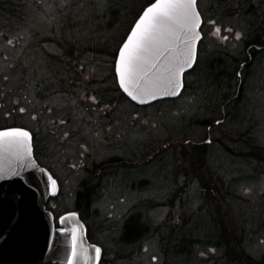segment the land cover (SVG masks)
Returning <instances> with one entry per match:
<instances>
[{"label": "rangeland", "instance_id": "1", "mask_svg": "<svg viewBox=\"0 0 264 264\" xmlns=\"http://www.w3.org/2000/svg\"><path fill=\"white\" fill-rule=\"evenodd\" d=\"M150 1L0 0V34H7L0 38V113L11 114L13 93L17 88L26 90L23 85L32 82L38 89L35 103L40 108L43 101L46 103L41 91L46 83L49 88L47 78L63 74L59 67L64 65L82 67L81 88L90 85L91 78L102 89L113 54ZM214 5L203 10L210 24L205 26L202 62L188 76L187 89L177 101L141 110L122 103L114 109L104 106V110L98 108L91 113L90 125L85 120L89 106L83 100L80 105L69 100L70 89L67 100L60 96L62 99L57 98L59 102L54 104L50 99L52 111L46 118H66L65 127L44 121L50 127L45 130L46 149L40 154L41 161L50 165L61 181H67L49 204L56 214L75 208L79 186L68 180L86 178L81 166H93L112 157L134 160L140 144L146 145L149 155L159 142L205 138L202 123L208 118L207 105L224 92L220 83L212 85L214 82L208 80L206 61L223 50L241 52L253 37L254 28L259 32L264 28L260 26L264 25V0H220ZM216 28L221 29L219 35ZM237 33L240 39H236ZM17 60L22 62H18L21 72L11 68ZM44 66H50V71ZM67 86H71L69 79ZM244 91L245 97L237 107L244 116L243 128H230V132L228 126L233 123L227 120L229 136L220 144L218 137L224 133L215 130L217 142L208 146L205 156L195 157L198 154L194 155L190 146L173 145L145 166H116L95 174L92 184L82 189H90L92 195L90 211L96 212L89 223L90 233L106 251L108 260L104 264H226L223 242L227 234H232L235 244L248 254L251 251L261 257L264 165L245 152L252 150L260 155L264 149V56L253 66ZM250 123L255 124L250 133L253 137L246 133L242 137L240 133ZM208 157L214 162L215 175L221 176L210 183L203 180L202 173ZM197 162L201 166L194 171ZM194 173L200 181L191 180ZM133 213L142 216L146 235L135 243L120 244V227Z\"/></svg>", "mask_w": 264, "mask_h": 264}, {"label": "flooded vegetation", "instance_id": "2", "mask_svg": "<svg viewBox=\"0 0 264 264\" xmlns=\"http://www.w3.org/2000/svg\"><path fill=\"white\" fill-rule=\"evenodd\" d=\"M220 0H206L205 2L203 0H197V6L198 9L202 15V26H201V32H202V39L200 40L198 44V52H197V61L192 69H190L188 72L184 74V88L181 93V95L177 98H166L158 100L154 103L148 104L151 105H159L162 103H168V102H174L180 99L182 94L187 89V78L190 74H194L196 72V69L200 67V62H202V53H201V47L202 43L205 38V26L208 23L206 21L207 19L204 16V9H210V6H215ZM233 1V0H232ZM212 2V3H211ZM253 7H251L250 10H252ZM12 13V12H11ZM14 13H12V16ZM138 18V17H137ZM136 21V19H135ZM264 22V20H263ZM134 25V23H133ZM132 25V26H133ZM261 27H264V25H260ZM132 29V27H131ZM127 32L126 37L119 43L118 50L122 46L123 42L127 38V36L130 33ZM9 30V29H8ZM254 35L252 38H249L246 42L245 48L239 52H232L228 50L220 51V54L218 57L211 58L209 56L208 60L206 61V67H207V77L208 80L210 79L212 82V85H215V83H220V86L222 90H224L223 93H221V97L219 99H214L212 104L207 105V113L208 118L204 120L202 123L204 127V134L205 138L199 139V140H185L184 142H180L177 139L170 140L165 143H158L156 147L152 148V151L149 152V155H147V147L145 144L138 145L137 146V153L139 152V155H137L136 159L130 160L125 159L124 157H112L107 158L106 160L98 162V164H95L93 166H81V168L86 172V178L81 177L79 179H69V181H74L79 186V189L76 192L75 195V208L73 210L64 211L62 213H57L55 210H53L52 207H50V202L53 200H50L48 203V208L52 211V213L55 216V226L59 227V219L63 214L70 213V212H77L79 219L81 222L85 225L86 228V234L87 239L90 243L99 246L102 249V257L99 262V264H104L108 258H106V251L104 250L103 246L98 243L90 233V225L93 219L92 213H95L96 211H90L91 209V201H92V195L90 196V189L87 191L84 190L86 187L91 185L92 181H94V175H100L102 171L113 168V167H123L128 169H133L132 167H140L145 166L148 162V160H151L154 158L155 155L161 154L163 151L166 152L170 147L171 149L174 147H178V144H182L183 146H190L193 154H198V156H205L207 152V148L210 144L217 142V137L215 138V130L219 129L220 133H224L223 136L218 137V142L221 144L223 141H225L224 137H228L229 134L232 132V129L236 127V131L242 127L244 124V116L241 115V110L237 107L240 106L242 103V99L245 97V85L246 82L249 81V79L252 77L253 74V66L259 61V58H263L264 56V28L260 29V32L254 28ZM5 35L0 34V38L2 39ZM226 39L223 38V41ZM33 46H35L33 44ZM75 47V45H73ZM118 50L113 54L112 59V65L108 68V77L103 78V88L98 89L95 86L96 80H91L90 78V85H87L85 88H81L80 86L83 85L82 80V67L80 66H60L59 71H63V74H57L53 77H48L47 80L49 81L48 84L49 88L46 89V84L42 87V94L43 98H45V102H42V106L40 108L36 107V99L39 96L38 92H36L38 89L34 88V83H30V85L26 86L23 85L25 88L28 87L26 90L22 88H17L16 91L12 95V101L10 103V110L12 111L11 114H1L0 113V131H5L8 128H21L24 131L29 132V134L32 137L31 141V149L33 156L37 163L41 166L46 168L52 176L57 180L58 185L61 187V184L67 181H61V179L56 175V173L51 169L50 165L45 164L41 161L40 154L43 152V149H46L44 146L47 144V134L45 130L49 129V125L46 126L44 121H50L56 122L58 126L65 127L66 125V118H59V119H53L52 117L50 119H47L46 117L50 115L51 109L49 108V105L51 103L49 102L51 98H53L51 101L55 103H58L59 100L57 98H65L67 100V94L68 89H70L71 93L69 94L70 99L72 101H75L76 104H81V101L83 100V103H87L88 110L90 111L87 113L85 120L89 122L90 125H92V119L90 120L89 117L94 114L95 110H104V106H110L111 109H114V107L117 106L118 103H122V105L128 107L129 109L134 110H141L145 109L146 105H141L133 100H131L125 92L119 87V83L117 80V75L115 71V63H116V57L118 54ZM49 63V60L46 59ZM17 60L11 65L12 70L15 71H22L20 64L22 62H19ZM76 62V60L74 61ZM260 63L263 65V61H260ZM33 66V65H32ZM71 68V70L69 69ZM33 69H36V67H33ZM43 69H48L50 71V66H44ZM36 75V72H34V76ZM69 79L70 87L67 86V81ZM45 81V80H44ZM36 84V83H35ZM55 89V90H54ZM53 91V92H51ZM95 97V100L92 98ZM62 99V98H61ZM42 100V98H41ZM131 105V106H130ZM4 106V105H3ZM48 106V108H46ZM101 106H103L101 108ZM233 106H235V110L233 111ZM23 107L25 109V112L21 113L19 109ZM2 109V106H0ZM148 108V107H147ZM1 111V110H0ZM92 113V114H91ZM136 113V112H135ZM241 115L240 116L238 115ZM35 117V119L33 118ZM252 117V116H251ZM98 118L104 119L103 116H98ZM229 118V119H228ZM247 120H251L250 116L246 115ZM231 119L233 125L228 126V129L231 130L230 132L226 129V123ZM228 120V121H227ZM63 121V123H61ZM135 121V120H133ZM217 121H220V123H217ZM127 122V121H126ZM51 124V123H50ZM255 124L250 123L247 124L245 127V131L243 130L240 134L243 137V134L246 133L247 137H253L250 136V133L253 129ZM232 128V129H230ZM45 131V132H44ZM257 135V134H256ZM255 136V135H254ZM214 138V139H213ZM8 144V150L11 152L14 151V145ZM171 144V145H170ZM136 147V146H135ZM233 153H237L233 151ZM241 153V152H240ZM246 154H252L255 159H258L260 164L264 165V149L259 153L256 151H248L245 152ZM193 157V156H192ZM209 160V161H208ZM214 162L211 161V157L207 158V165L204 164V168L202 170L203 173V180H205L206 183H210L211 181H214L216 179H221L220 174L215 175L213 171V164ZM192 165V163H191ZM200 163L197 162V166L194 167V171L196 168H198ZM220 169L223 167L221 165ZM126 169V170H128ZM192 167L190 166V170ZM192 169V170H193ZM93 170L96 172L92 174ZM180 169L176 168V173L178 174V171ZM129 171V170H128ZM127 171V175H130ZM131 172V171H129ZM188 174V173H187ZM95 175V176H96ZM224 179V178H223ZM193 181H200V179L195 175L193 176ZM82 187V188H81ZM131 232V234L129 233ZM147 228L146 225L142 219V216L139 213H133L129 218L124 220L120 227V235H119V243L120 244H128V243H135L138 240H141V238L146 235ZM130 234V235H128ZM132 236V237H131ZM45 264H51V263H45Z\"/></svg>", "mask_w": 264, "mask_h": 264}, {"label": "water", "instance_id": "3", "mask_svg": "<svg viewBox=\"0 0 264 264\" xmlns=\"http://www.w3.org/2000/svg\"><path fill=\"white\" fill-rule=\"evenodd\" d=\"M130 35L131 31L128 37ZM128 37L124 43L127 42ZM166 47L168 51L165 57L160 60L159 71H151L138 81L139 89L156 92V98L147 97L148 102L144 104L163 98L177 97L182 91L180 89L177 95L163 94L167 88L165 68L181 60L184 51L182 40L173 39L167 42ZM118 56L119 52L117 59ZM155 58L154 55H151L149 61L155 60ZM188 70L186 69L185 72ZM6 141L7 139L0 143V264H43L48 262L66 264L70 252V236L67 233L62 234L60 230H71L77 225L81 226L77 234L83 236L85 247L88 248L90 254L94 255L90 247L94 244L87 239L85 225L79 219L77 212H75L77 214L75 217L69 215L73 212L62 215L61 217L66 218L64 224L60 223V227H55L54 216L46 208L49 198L55 197L59 193L58 183L57 188L53 190L46 182L48 174L51 173L37 163L33 153L31 159H28L24 155L22 147L13 144L14 151L8 150ZM40 169L47 171L42 173ZM83 259L81 257L76 264H83Z\"/></svg>", "mask_w": 264, "mask_h": 264}, {"label": "snow or ice", "instance_id": "4", "mask_svg": "<svg viewBox=\"0 0 264 264\" xmlns=\"http://www.w3.org/2000/svg\"><path fill=\"white\" fill-rule=\"evenodd\" d=\"M142 12L139 19L134 21L135 27L131 29V35L127 42L123 43V47L118 50L119 56L115 63L119 87L131 100L140 104L147 103V97L155 99L156 92L139 89L138 81L151 71H159L160 60L165 57L168 51L166 44L173 39L182 40L184 51L181 60L165 68L167 88L163 94L177 95L183 88V73L186 69L192 68L197 61L196 44L201 39L202 24L197 0H155L154 3H150V6L142 9ZM229 31L231 30L229 29ZM220 32L221 29L216 28L215 34L219 35ZM236 39H240L239 33L236 34ZM151 55L156 57L155 60L149 61ZM92 99L95 100V97ZM19 111L23 113L25 109L21 107ZM33 118L35 119V117ZM5 139L9 144L22 147L24 155L31 159L32 137L29 132L21 128H8L5 131H0V143ZM40 171L46 173L47 170L40 169ZM46 182L51 189L57 188V180L51 174H48ZM69 215L75 217L77 214L73 212ZM65 219V217H61L60 223L64 224ZM80 227L77 225L71 230H60L62 234L67 233L70 236V252L66 264H76L81 257L84 258L83 264H89L90 261L91 264H99L102 249L92 245L90 247L94 255L90 254L83 243V236L77 234ZM249 255L253 259L264 258V253L261 254V257H257L254 252L250 251ZM156 259L157 257L153 256V260Z\"/></svg>", "mask_w": 264, "mask_h": 264}, {"label": "trees", "instance_id": "5", "mask_svg": "<svg viewBox=\"0 0 264 264\" xmlns=\"http://www.w3.org/2000/svg\"><path fill=\"white\" fill-rule=\"evenodd\" d=\"M129 233L131 234V232ZM235 242L236 240L232 234L226 235L225 242H223L225 247L224 257L227 262L226 264H264V258L260 260L253 259L243 247L235 244Z\"/></svg>", "mask_w": 264, "mask_h": 264}]
</instances>
